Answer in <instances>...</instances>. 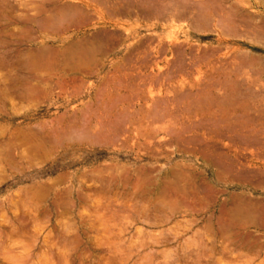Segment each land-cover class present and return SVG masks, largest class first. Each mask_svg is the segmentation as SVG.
I'll list each match as a JSON object with an SVG mask.
<instances>
[{"label": "rangeland", "instance_id": "374dc122", "mask_svg": "<svg viewBox=\"0 0 264 264\" xmlns=\"http://www.w3.org/2000/svg\"><path fill=\"white\" fill-rule=\"evenodd\" d=\"M62 7L65 17L51 12ZM1 40L13 52L44 53L27 74L37 80L68 68L56 54L70 44L89 50L68 64L81 72L63 71L78 86L50 81V93L31 100L8 91L16 59L0 67V264H264V110L243 112L214 88L229 79L264 97V0H0ZM175 68L201 88L185 87ZM103 91L114 103L119 93L126 116L157 100V110L170 109L151 141L131 127L137 118L117 112L88 145L69 146L84 138L78 130L65 132L68 146L29 138L89 105L87 119ZM158 196L164 207L155 210ZM235 209L247 215L234 228Z\"/></svg>", "mask_w": 264, "mask_h": 264}, {"label": "bare ground", "instance_id": "6f19581e", "mask_svg": "<svg viewBox=\"0 0 264 264\" xmlns=\"http://www.w3.org/2000/svg\"><path fill=\"white\" fill-rule=\"evenodd\" d=\"M49 2V1H48ZM52 2V1H51ZM50 3V2H49ZM52 4V3H51ZM33 7V6H32ZM35 7V6H34ZM58 7V6H57ZM51 12H54V14L55 15H57V14H59L60 15V17H65V15H66V11L64 10V8L62 7L61 9H56V8H54V11L52 10ZM73 12V11H72ZM74 13V12H73ZM71 14V13H70ZM75 14V13H74ZM237 14V13H236ZM52 15V14H51ZM55 15H53V16H55ZM52 16V17H53ZM71 16V15H70ZM73 16V15H72ZM67 17V16H66ZM70 18V17H69ZM50 19V17L47 19L48 21H50L49 20ZM53 18H51V20H52ZM66 19V18H65ZM68 19V18H67ZM71 19V18H70ZM7 20V19H6ZM63 21V20H62ZM67 21V20H66ZM65 21V22H66ZM242 21V20H241ZM47 22V21H46ZM52 22V21H51ZM50 22V23H51ZM238 22V21H237ZM240 22V21H239ZM244 22H245V20H244ZM244 22H241L242 24L244 23ZM38 23V22H37ZM48 23V22H47ZM50 23H48V24H50ZM240 23V24H241ZM245 23H248V22H245ZM244 23V24H245ZM251 23V22H250ZM39 25H40V23H38ZM239 24V25H240ZM258 24V23H257ZM42 25V24H41ZM69 25V24H68ZM44 26V25H43ZM244 26H246V25H244ZM250 26H251V24H250ZM250 26H248L249 28H250ZM257 26V25H256ZM255 26V27H256ZM225 27V26H224ZM248 27H246V28H248ZM258 27V26H257ZM256 27V28H257ZM38 28V27H37ZM43 28H45V27H43ZM53 28V27H52ZM237 28V27H236ZM244 28V27H243ZM243 28H242V30L241 31H243ZM245 28V29H246ZM42 29V28H41ZM251 29V28H250ZM255 29V28H254ZM258 29H261V28H257V30ZM263 29V28H262ZM53 30H54V28H53ZM68 30V29H67ZM24 31V30H23ZM237 31V30H236ZM239 31V30H238ZM250 31V30H249ZM251 31H253L252 29H251ZM5 34H6V32H4ZM237 33V32H236ZM240 33V32H239ZM250 33V32H249ZM262 33V32H261ZM235 34V33H234ZM9 35V32H7V36ZM236 35V34H235ZM260 36H261V34H259ZM10 36V35H9ZM232 36H234V35H232ZM5 37H6V35H5ZM11 37V36H10ZM15 38V37H14ZM16 39V38H15ZM248 39V38H247ZM8 41L6 40H4V41H0V67H2V66H4V65H7L11 60H12V62L14 61L15 62V60H13V58L14 59H16V62L18 63L17 64V66H15L14 65V67L12 66L13 65V63H12V65H10V66H8V67H10V70L8 71V73H10V71H14V73L11 75V74H8V76L6 77V80H7V82H9L10 83V87L7 89L8 91H10V92H13L14 93V95H16L19 99H21V100H31V99H34V98H36V97H42V96H46V95H48L49 93H50V91H48L49 90V88H50V83H51V85H52V83L54 82V81H56L54 84H53V87L54 88H57L56 90H58L59 88H61L62 86H69L68 88L70 89V85L72 84V85H76V86H78V84H79V81L77 80V78H71L70 77V75H67L66 73L64 74V72H67V73H70L71 75H73V74H76L77 72H79L80 71V69H82V68H80L79 66V64H80V62L79 61H77V63H79L78 65L79 66H76V65H74L73 67H70V65H71V63H72V65H73V61H74V59L75 58H77V57H79V56H84V54H85V56H86V54H87V52H88V50L86 49V48H83V47H81V46H83V45H81V46H78V45H72V46H70V47H68V48H66L65 50H63L62 52H60L59 54H56V56H61L62 57V59L65 61H63V65H66V64H64V63H67V65H66V67H68V68H64V72L63 71H58V72H56L53 76H51V78H49V79H45V78H43V77H41V78H38L39 80H37V79H35L34 77H33V79H32V77L30 78L29 77V75H27L28 73L29 74H31V72H33V70H35L34 69V66H35V68L37 67V66H39V65H37V64H40L41 63V61H42V59L45 57L43 54V56H42V59H41V56H39V55H37L38 53L36 52V53H34V52H31L30 54H29V52L28 53H23L22 51H20V50H16V51H10L9 49H8V47H5V46H7L8 45ZM11 43V42H10ZM90 47V46H89ZM96 50V49H95ZM90 52V51H89ZM97 52V51H96ZM42 53V52H41ZM50 53V52H49ZM48 53V54H49ZM91 53V52H90ZM89 53V54H90ZM52 54V53H51ZM50 54V56H51V58H54L55 57V55H51ZM91 55V54H90ZM244 55V54H243ZM46 56H48V55H46ZM237 56V55H236ZM239 56V55H238ZM46 58V57H45ZM45 58H44V61H45ZM48 58V57H47ZM238 58V57H237ZM246 58V57H245ZM56 59H58V57H56ZM79 59H81V57L79 58ZM240 59V58H239ZM238 59V60H239ZM48 60V59H47ZM90 60V59H89ZM44 61L42 62V63H44ZM50 61V60H49ZM242 61H244V60H242ZM250 61V62H249ZM248 62L251 64L252 63V65H254V66H256V64H253V63H257L258 62V59H256V58H253V57H251L250 58V60H249ZM16 62L14 63V64H16ZM71 62V63H70ZM185 62V61H184ZM247 62V61H246ZM41 63V64H42ZM70 63V65L68 66V64ZM50 64V63H49ZM52 64V63H51ZM61 64H62V62H61ZM37 65V66H36ZM244 65H245V63H244ZM247 65H248V63H247ZM246 65V66H247ZM252 65H250V66H252ZM260 65V64H259ZM12 66V67H11ZM41 66V65H40ZM76 66V67H75ZM238 66V65H237ZM249 66V65H248ZM44 67V66H43ZM260 67H264V66H260ZM40 68V67H39ZM48 68V67H47ZM172 69H174V68H172ZM181 69V68H180ZM179 68L178 69H176L175 68V70H180ZM183 69V68H182ZM181 69V70H182ZM218 69V68H217ZM242 69V68H241ZM255 69V68H254ZM256 69H258V68H256ZM255 69V70H256ZM260 69V68H259ZM262 69H264V68H262ZM52 70V69H51ZM255 70H253V71H255ZM184 71V70H183ZM183 71H182V74H185V72L183 73ZM216 71V70H215ZM256 71H258V70H256ZM255 71V72H256ZM262 71V70H261ZM261 71H259V72H261ZM81 72V71H80ZM181 72V71H180ZM234 72V71H233ZM263 72V71H262ZM62 73V74H61ZM177 73L179 74V71H177ZM248 73V72H247ZM257 73V72H256ZM264 73V72H263ZM61 74V75H60ZM182 74H180V75H182ZM260 74H262V73H260ZM65 75V76H64ZM168 75V74H167ZM180 75H178V76H180ZM239 75H241V74H239ZM257 74H255V76H256ZM264 75V74H263ZM4 76V75H3ZM32 76V75H31ZM47 76V75H46ZM248 76V75H247ZM257 77V76H256ZM255 77V78H256ZM183 78V77H182ZM175 79V78H174ZM257 79V78H256ZM5 80V81H6ZM178 80V79H177ZM183 80V79H182ZM51 81V82H50ZM198 81V80H197ZM200 81V80H199ZM259 81V80H258ZM257 81V82H258ZM264 81V80H263ZM7 82H6V84H7ZM50 82V83H49ZM235 82V81H234ZM237 82V81H236ZM241 83H242V81H241ZM247 83V82H246ZM264 83V82H263ZM69 84V85H68ZM103 84V83H102ZM262 84V83H261ZM9 85V84H8ZM71 85V86H72ZM200 85V84H199ZM239 85H240V83H239ZM255 85V84H254ZM257 85V84H256ZM7 86V85H6ZM82 86H83V83H82ZM260 86V85H259ZM263 86V85H262ZM191 87V86H190ZM232 98H233V102L235 103V105H234V107L235 108H238V109H240L241 111H243V112H248V111H256L257 113H261L263 110H264V97L262 96V93H261V95L260 94H256V95H254V93L251 91V87L250 88H247L246 87V89L244 90V91H242L241 92V89L239 90V88H238V86L236 85V84H234V83H232ZM67 88V89H68ZM78 88H80V87H78ZM258 88V87H257ZM262 88V87H261ZM264 88V87H263ZM6 89H5V91H2V92H4V93H7L6 92ZM52 89V88H51ZM73 89V88H72ZM252 89H255V88H252ZM4 90V89H3ZM64 90V89H63ZM100 90V89H99ZM259 90V89H258ZM70 91V90H69ZM74 91V90H73ZM167 91V90H166ZM254 91V90H253ZM256 91V90H255ZM254 91V92H255ZM114 92V91H113ZM168 92V91H167ZM201 92V91H200ZM263 92V91H262ZM56 94V92L54 91L53 92V94ZM72 93V92H71ZM110 92H104L103 91V95H101L105 100H101V101H99V99H98V102H96L95 103V105H97L98 106V108H99V111L98 112H94V113H91V114H89V116L87 117V119H83L82 118V111L83 110H88L89 108L88 107H85L83 110H81L80 111V113H79V116H69V117H67L66 115H61V116H54L53 117V119H51L50 120V122H49V124L48 125H45L44 127H42L40 130H41V132L39 133V134H33V133H31V131L29 130V128H28V133H29V138L30 139H32V140H34L35 142L37 141V143H38V145L39 146H44L45 144L47 145V140H49V138L51 139L52 137H55L58 141H60V144L58 145L59 147H61V146H65V145H67L68 146V144H65V142H68V140H67V135L68 134H70V133H68L67 135H66V133L65 132H68V131H73V130H78V131H81L82 132V135L84 136V138L82 139V138H80L79 136L75 139V140H77L78 138L79 139H81V140H77V141H75V143L73 142V144H69V146L71 147V146H83V145H88V144H91L90 143V138H93V137H91V135H93L94 133H96V134H98L97 133V131H106V130H110L111 129V121H112V119H114L113 117H114V115H116L117 113V115H120V116H123L124 115V113L126 112H129V111H117L116 110V105H119V104H121L120 102H123V101H121L120 100V98H121V96L120 95H118L119 93H118V91L116 92V94H117V98L118 97H120L119 99H117L116 101H115V103L114 102H111L110 100H112V98H110V96L108 95ZM115 93V92H114ZM182 93V92H181ZM181 93H180V95H181ZM187 92H185V94H186ZM96 94V93H95ZM171 94V93H170ZM183 94V93H182ZM59 95V94H58ZM100 95V94H99ZM110 95H111V93H110ZM165 95V94H164ZM187 95V94H186ZM197 95V94H196ZM264 95V94H263ZM112 96V95H111ZM184 96V95H183ZM182 96V97H183ZM193 96V95H192ZM195 96V95H194ZM216 96V95H215ZM94 98H95V96H93ZM176 97V96H175ZM189 97V96H188ZM97 98V97H96ZM138 98V97H137ZM180 98V97H179ZM178 98V99H179ZM215 98H217V97H215ZM39 99V98H38ZM116 99V98H115ZM114 99V100H115ZM122 99V98H121ZM136 99V98H135ZM152 99V98H151ZM154 99V98H153ZM152 99V100H153ZM183 99V98H182ZM201 99V98H200ZM205 99V98H204ZM44 100V99H43ZM48 100V99H47ZM137 100V99H136ZM141 100H143L142 98H141ZM191 100H193V98L191 99ZM97 101V100H96ZM113 101V100H112ZM120 101V102H119ZM139 101V100H138ZM144 101H145V99H144ZM143 101V102H144ZM155 100H153V102H154ZM157 101H159V100H157ZM157 101H155L154 103V105H155V107H153V108H151L148 104H147V107H150V108H147V109H142L141 107H143V106H141L140 108H138L137 109V111H132L131 112V114H127V116H126V114L123 116V117H135V118H137V122H134L132 125H131V127H134V129L136 130V133L137 134H139V135H141V137L143 138L144 136V138H148V136H151V134H152V130H153V125L155 124V123H157L158 121H162V118L164 117V115L162 116V114H159V113H162V112H165L166 111V114H167V110H166V108L164 109V108H162V109H164V111L163 110H160V108H159V110H157L158 109V107H157V105H156V103L157 104H159L160 105V103L159 102H157ZM194 101H195V98H194ZM119 102V103H118ZM142 102V103H143ZM152 102V101H151ZM180 102V101H179ZM193 102V101H192ZM232 102V101H231ZM133 103V102H132ZM202 103H204V102H202ZM131 104V103H130ZM136 104V103H135ZM139 105H140V101H139V103H138ZM169 104V103H168ZM193 104V103H192ZM132 105V104H131ZM151 105V104H150ZM201 105V104H200ZM133 106H135V105H133ZM133 106H129V109L130 108H133ZM193 106V105H192ZM198 106H199V104H198ZM196 107V106H195ZM194 107V108H195ZM144 108V107H143ZM157 108V109H156ZM169 108V107H168ZM167 108V109H168ZM170 109V108H169ZM169 109H168V111H169ZM136 110V109H135ZM172 110V109H171ZM189 110V109H188ZM158 111H160V112H158ZM253 111V112H254ZM117 112V113H116ZM120 112V113H119ZM184 112H186L185 110H184ZM188 112V111H187ZM215 112V111H214ZM218 112V111H217ZM193 113V112H192ZM219 113V112H218ZM170 114V113H169ZM211 114V113H210ZM220 114V113H219ZM249 114H251V113H249ZM254 114V113H253ZM84 115H86V114H84ZM83 115V116H84ZM175 115V114H174ZM119 116V117H120ZM160 116H162V117H160ZM84 117H86V116H84ZM170 117V116H169ZM241 117H243V116H241ZM159 118H160V120H159ZM249 118V117H248ZM121 119V118H120ZM134 119V118H133ZM164 119V118H163ZM238 119V118H237ZM167 120H169V119H167ZM166 120V121H167ZM178 120H179V118H178ZM207 121V120H206ZM164 122V121H163ZM178 122V121H177ZM180 122V121H179ZM115 123V122H114ZM162 123V122H161ZM169 123V122H168ZM248 123H249V121H248ZM119 124V123H118ZM123 124V123H122ZM253 124V123H252ZM116 125V124H115ZM162 125V124H161ZM170 125V124H169ZM156 126V125H155ZM117 127H119V126H117ZM157 127H159V126H157ZM164 127V126H163ZM163 127H162V129H163ZM183 127V126H182ZM181 127V128H182ZM187 127V126H186ZM152 128V129H151ZM184 128V127H183ZM188 128V127H187ZM194 128V127H193ZM17 129H19V128H17ZM21 129V128H20ZM116 129V128H115ZM159 130H160V132H162L161 130L162 129H160V128H158ZM164 129H165V127H164ZM189 129V128H188ZM252 129V128H251ZM27 130V129H26ZM156 130H157V128L154 130L155 131V133L154 134H152V136L153 135H155L156 134ZM35 131V130H34ZM33 131V132H34ZM74 131V132H75ZM123 131V130H122ZM183 131V130H182ZM36 132V131H35ZM80 132V133H81ZM196 132V131H195ZM16 133H19V131L18 132H16ZM25 133V132H24ZM61 133H62V135H61ZM65 133V134H64ZM79 133V134H80ZM159 133V132H158ZM166 133L168 134V132L166 131ZM175 132H173L172 134H174ZM179 133V132H178ZM64 134V135H63ZM74 134V133H73ZM72 134V135H73ZM75 134H76V132H75ZM78 134V135H79ZM120 134V133H119ZM167 134H165V135H167ZM170 135H171V133H169ZM168 134V135H169ZM180 134V133H179ZM196 134H198V133H196ZM21 135V134H20ZM66 135V137H63V136H65ZM71 135V134H70ZM167 135V136H168ZM210 135V134H209ZM19 136V135H18ZM22 136H23V134H22ZM62 136V137H61ZM82 136V137H83ZM98 136V135H97ZM151 136V137H152ZM177 136V135H176ZM205 136V135H204ZM15 137H17V136H15ZM14 137V138H15ZM75 137V136H74ZM154 137V136H153ZM25 138H27V137H25ZM143 138V139H144ZM150 138V137H149ZM148 138V139H149ZM196 138V137H195ZM194 138V139H195ZM53 139V138H52ZM51 139V140H52ZM70 139V138H69ZM74 138H72V140H73ZM127 139V138H126ZM147 139V140H148ZM11 140V139H10ZM9 140V141H10ZM72 140H70L71 142H72ZM153 140V139H152ZM200 140V139H199ZM202 140H204V139H202ZM251 140V139H250ZM34 141H33V143H34ZM50 141V140H49ZM54 140H52L51 142H53ZM56 141V140H55ZM54 141V142H55ZM99 141H101V140H99ZM149 141V140H148ZM150 141H151V138H150ZM179 141V140H178ZM181 141H183V139L181 138ZM197 141V140H196ZM251 141H253V140H251ZM255 141V140H254ZM11 142V141H10ZM22 142H24V141H22ZM51 142H49L48 144H51ZM54 142H53V144H54ZM199 142V141H198ZM197 142V143H198ZM204 142V141H203ZM9 143V142H8ZM12 143H13V141H12ZM15 144H16V142H14ZM26 143V142H25ZM191 143V142H190ZM194 143V142H193ZM200 143V142H199ZM251 143V142H250ZM253 143V142H252ZM11 144V143H10ZM185 144V143H184ZM19 145H20V143H19ZM24 145V144H23ZM23 145H22V147H23ZM27 145V144H26ZM35 145H36V143H35ZM177 145V144H176ZM181 145H183V144H181ZM180 145V146H181ZM254 145V144H253ZM7 146V145H6ZM18 146V145H17ZM28 146V145H27ZM30 146V145H29ZM52 146V145H51ZM199 146H202L201 144L199 145ZM10 147V146H9ZM21 147V146H20ZM179 147V146H178ZM204 147H205V145H204ZM13 148V147H12ZM16 148V147H15ZM41 148V147H40ZM45 147H43V149H44ZM63 148V147H62ZM179 148H181V147H179ZM206 148V147H205ZM211 148V147H210ZM8 149V148H7ZM10 149V148H9ZM8 149V150H9ZM26 149V148H25ZM47 149H49V148H47ZM67 149V148H66ZM69 149V148H68ZM71 149V148H70ZM182 149H185L186 150V148L184 147V148H182ZM189 149V148H188ZM197 149V148H196ZM212 149V148H211ZM12 150V149H11ZM28 150V149H27ZM31 150V149H30ZM80 150H81V148H80ZM85 150V149H84ZM184 150V151H185ZM6 151V150H5ZM4 151V152H5ZM24 151V150H23ZM26 151V150H25ZM73 151V150H72ZM82 151V150H81ZM3 152V151H2ZM7 153V155L9 156V154H8V151H6ZM31 152V151H30ZM69 152V151H68ZM46 153H48V152H46ZM46 153H45V155H46ZM200 153V152H199ZM204 153H206V152H204ZM1 155V154H0ZM11 155V154H10ZM33 155V154H32ZM38 155V154H37ZM203 155V154H202ZM207 155V154H206ZM2 156H3V154H2ZM69 156V155H68ZM192 156H194V155H192ZM220 156V155H219ZM32 157V156H31ZM206 157V156H205ZM216 157V156H215ZM28 158V157H27ZM201 159V158H200ZM216 159V158H215ZM10 160V159H9ZM218 166V165H217ZM141 172V171H140ZM235 177V176H234ZM161 181V180H160ZM162 190V186L160 187V190L158 191L159 192V194H160V192H162L161 191ZM161 196H158L157 198H156V201H153L154 203H152L153 204V207H154V209L155 210H160V209H162L164 206L162 205V202L160 201V198ZM167 198V197H166ZM165 198V199H166ZM164 199V200H165ZM178 201V200H177ZM176 201V202H177ZM176 202H174V204L176 203ZM184 203V202H183ZM180 204V203H179ZM169 206V204H166L165 206ZM176 205V204H175ZM170 207H171V205H170ZM186 207H187V205H186ZM174 211V210H173ZM166 220V219H165ZM107 230V229H106ZM110 233V232H109ZM107 234V233H106ZM113 253H115V252H113ZM116 254V253H115ZM114 255V254H113ZM120 257V256H119ZM118 257V258H119ZM116 258H117V256H116ZM143 258V257H142Z\"/></svg>", "mask_w": 264, "mask_h": 264}, {"label": "crops", "instance_id": "0c3cea01", "mask_svg": "<svg viewBox=\"0 0 264 264\" xmlns=\"http://www.w3.org/2000/svg\"><path fill=\"white\" fill-rule=\"evenodd\" d=\"M72 46V44L69 45V47ZM184 70V69H183ZM175 71V70H174ZM213 73H218L217 70H212ZM186 72L185 70L183 71V73ZM198 72V71H196ZM187 76V74H183V78L185 79V77ZM223 76L226 78V77H229V75L227 76V74L223 73ZM198 79H193L192 82H187L186 79L184 80L185 82V87H188V85H191V84H197L198 85V88H201V85H199V82L197 81ZM232 86V83H231V80L227 79L226 81L224 80L222 84L220 85H217L216 87H214L215 89H218V94L216 97H217V100L219 101H224V102H230L232 101V92H231V89L230 87ZM210 87V86H209ZM213 87V86H212ZM228 95V96H227ZM189 102V101H188ZM201 102H204L203 100H199V99H196V102H193L194 104H199ZM207 103L206 101L203 103L205 104ZM85 107H88L89 108V105H86ZM186 108H189V107H186ZM185 109V108H184ZM215 109V108H214ZM193 110V109H192ZM184 112V110L182 111ZM218 114V113H217ZM220 115V114H218ZM186 116V117H185ZM198 116V115H197ZM221 116V115H220ZM223 116V115H222ZM231 116V115H230ZM189 115L188 114H182V122H184V120L187 118L188 119ZM225 117V116H224ZM229 117V116H228ZM131 119H135V117H129ZM226 118V117H225ZM186 127V126H185ZM188 128H191V129H188V131L194 129L193 127H189L187 126ZM255 145H251L248 147H253ZM240 213V214H238ZM246 215L247 213H244L243 210H233L232 211V227L235 228L236 224H235V219H237V217L239 216L240 218L243 217V219L246 221ZM233 217H234V220H233ZM244 221V223H241V225H239V228L240 229H244L245 226L247 225V223ZM238 226V225H237Z\"/></svg>", "mask_w": 264, "mask_h": 264}]
</instances>
